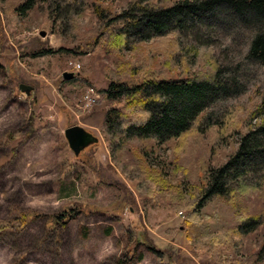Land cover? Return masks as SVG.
<instances>
[{
  "label": "rangeland",
  "instance_id": "1",
  "mask_svg": "<svg viewBox=\"0 0 264 264\" xmlns=\"http://www.w3.org/2000/svg\"><path fill=\"white\" fill-rule=\"evenodd\" d=\"M25 1L0 0V264H230L219 256L264 264V160L230 182L227 196L205 197L209 173L264 121L250 119L264 100V67L248 57L255 31L228 12L194 34L130 39L117 50L95 8L119 15L138 0H34L24 13ZM144 1L160 9L179 0ZM174 38L177 65L166 69ZM139 62L166 78L219 66L234 92L163 146L113 141L100 94L85 106L88 90ZM22 84L33 87L29 96ZM73 126L95 138L78 156L65 137ZM24 212L36 217L21 229ZM69 213L67 225L53 222Z\"/></svg>",
  "mask_w": 264,
  "mask_h": 264
},
{
  "label": "trees",
  "instance_id": "2",
  "mask_svg": "<svg viewBox=\"0 0 264 264\" xmlns=\"http://www.w3.org/2000/svg\"><path fill=\"white\" fill-rule=\"evenodd\" d=\"M33 2L26 0L17 10L25 13ZM95 12L117 50L127 47L130 39L148 42L164 39L173 33L194 34L201 26L217 24L219 18L225 19L226 13H235L241 25L255 31L249 47V59L264 67V0H179L160 9L138 0L119 15L111 16L103 7H96ZM166 44L168 62L165 67L170 69L177 65L173 55L180 48L175 38L167 40ZM184 61L189 62L187 56H184ZM146 67V62L122 63L118 71L120 79L110 78L108 86L98 91L100 101L105 103L104 126L113 141L116 137L123 138V141L137 138L154 140L163 146L188 131L211 102L234 92L230 82L221 76L219 66L213 65L211 71L203 75L178 78L163 77V69L155 71ZM263 114L264 100L250 119ZM260 136L264 137V121L255 133L251 129L242 135L236 153L223 167L209 173L205 197L227 196L230 182H240L247 168L264 160ZM35 217L34 213L24 212L15 219V223L23 229ZM75 217L71 213L61 214L55 216L53 222L67 225L69 219ZM248 221L252 223L253 220ZM130 236L138 241L133 233ZM219 258V261L232 264L230 260Z\"/></svg>",
  "mask_w": 264,
  "mask_h": 264
},
{
  "label": "water",
  "instance_id": "3",
  "mask_svg": "<svg viewBox=\"0 0 264 264\" xmlns=\"http://www.w3.org/2000/svg\"><path fill=\"white\" fill-rule=\"evenodd\" d=\"M43 36L45 34L43 33ZM75 78V75L70 72H65L63 74V79L65 81H71ZM20 91L27 96L31 94L33 91L32 86L28 85H20ZM65 137L69 144L70 149L74 152L76 156H78L84 149H86L90 144L95 143V138L92 137L89 133L86 132L80 126H73L65 130Z\"/></svg>",
  "mask_w": 264,
  "mask_h": 264
},
{
  "label": "built area",
  "instance_id": "4",
  "mask_svg": "<svg viewBox=\"0 0 264 264\" xmlns=\"http://www.w3.org/2000/svg\"><path fill=\"white\" fill-rule=\"evenodd\" d=\"M74 67L79 68L80 66L75 65ZM94 96L98 97L95 90L93 88H90L86 97V100L89 101L85 104L86 107L90 106L91 103L95 102V99L93 100Z\"/></svg>",
  "mask_w": 264,
  "mask_h": 264
}]
</instances>
